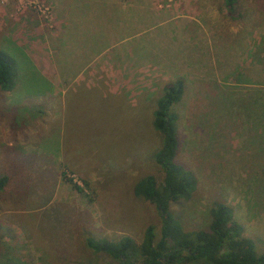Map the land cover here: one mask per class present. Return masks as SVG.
Segmentation results:
<instances>
[{"label": "rangeland", "instance_id": "1", "mask_svg": "<svg viewBox=\"0 0 264 264\" xmlns=\"http://www.w3.org/2000/svg\"><path fill=\"white\" fill-rule=\"evenodd\" d=\"M0 50L17 76L0 89V264H115L86 240L159 237L133 185L163 179L153 112L178 78L175 161L196 186L170 211L208 229L227 205L264 252V0H0Z\"/></svg>", "mask_w": 264, "mask_h": 264}, {"label": "trees", "instance_id": "2", "mask_svg": "<svg viewBox=\"0 0 264 264\" xmlns=\"http://www.w3.org/2000/svg\"><path fill=\"white\" fill-rule=\"evenodd\" d=\"M236 1L223 0L230 13L236 9ZM16 77L13 56L0 50V89L10 91ZM184 89L183 78L167 83L153 112V129L161 139L153 155L163 173L161 183L153 176H145L133 185L137 198L155 206L160 219L159 237L156 238L154 226L149 225L140 244L129 237L115 242L88 238L86 244L94 252L106 254L115 264H264V252L257 255L254 243L243 237V229L235 222L229 206L219 203L210 210L208 229L183 230L170 211L172 203L189 198L196 186L192 171L175 161L178 144L172 107L180 102ZM6 183L7 178L0 176V191Z\"/></svg>", "mask_w": 264, "mask_h": 264}, {"label": "crops", "instance_id": "3", "mask_svg": "<svg viewBox=\"0 0 264 264\" xmlns=\"http://www.w3.org/2000/svg\"><path fill=\"white\" fill-rule=\"evenodd\" d=\"M128 72H129V69H128ZM144 73H145L144 75L138 74L137 71L135 70L134 72H129V73H126V74H120V76H150L147 71H144ZM60 159L61 160L63 159V161L67 160V158H65L63 155H60Z\"/></svg>", "mask_w": 264, "mask_h": 264}]
</instances>
